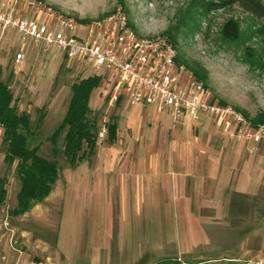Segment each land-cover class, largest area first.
I'll use <instances>...</instances> for the list:
<instances>
[{
    "label": "rangeland",
    "instance_id": "374dc122",
    "mask_svg": "<svg viewBox=\"0 0 264 264\" xmlns=\"http://www.w3.org/2000/svg\"><path fill=\"white\" fill-rule=\"evenodd\" d=\"M42 1L81 20L122 9L137 32L164 36L170 25L186 19L193 0ZM190 24L192 28L181 27L176 35L177 51L206 69L210 98L264 118V67L251 63L252 53L264 59V18H251L233 6L195 17ZM18 43L14 31L0 37L2 79L9 78L18 111L30 115L32 143L40 144L41 155L56 158L60 171L50 197L24 217H13L9 210L15 205L19 180L13 167L3 162L0 128V176L7 179V197L0 204V223L7 222L0 233L1 249L11 238L4 226H11L13 252L29 264H161L170 258L179 264H264V138L247 141L234 136L213 116H186L174 122L168 111H119L107 106L100 84L89 97L90 116L98 127L96 150L119 154L122 160L128 153H159L164 191H154L153 178L146 177L145 195L140 193L131 212L133 230L119 232L111 248L110 205L102 186L86 185L82 179L73 182L65 196L57 243L62 201L75 170L61 152L63 133L56 156L48 138L64 116L71 84L94 71L101 75L104 69L95 68L92 60L42 54L31 45H26L25 59L16 63ZM246 46L251 48L248 52ZM115 119L119 137L111 144L107 126ZM94 164L92 157L87 167ZM21 231L26 233L22 236ZM145 246L141 258L127 257ZM124 247L126 261L115 262Z\"/></svg>",
    "mask_w": 264,
    "mask_h": 264
},
{
    "label": "built area",
    "instance_id": "2783aa9c",
    "mask_svg": "<svg viewBox=\"0 0 264 264\" xmlns=\"http://www.w3.org/2000/svg\"><path fill=\"white\" fill-rule=\"evenodd\" d=\"M14 31L19 39L14 61L22 62L26 45L68 59L92 60L104 73L100 85L108 106L121 100L168 111L172 120L213 116L225 131L247 141L264 138V123L253 124L241 111L221 105L207 87L177 60V49L165 36L142 34L118 9L81 20L42 0H0V37Z\"/></svg>",
    "mask_w": 264,
    "mask_h": 264
},
{
    "label": "trees",
    "instance_id": "16d2710c",
    "mask_svg": "<svg viewBox=\"0 0 264 264\" xmlns=\"http://www.w3.org/2000/svg\"><path fill=\"white\" fill-rule=\"evenodd\" d=\"M233 6H237L251 18H264V2L262 0H193L192 7L194 9L191 11V7L188 10L186 19L179 21L178 24L170 25L164 31L166 35L164 36L177 49L176 35L181 27L190 29L193 27L190 23L195 20V17L207 16L211 11ZM129 23L133 27L130 21ZM244 48L247 52L251 49L247 46ZM251 55L253 57L251 59L252 64L255 63L264 67V59L260 53H252ZM177 60L192 70L195 78L201 81L204 87H207L208 72L203 66L198 63H189L181 58L178 51ZM8 79H2V67L0 66L1 146L6 168L13 167L19 180V188L15 194V205L9 210L11 215L16 216L28 211L34 204L43 201L50 194L59 177L60 166L56 158L49 159L40 154V144L32 143L34 131L31 128L30 115L26 111L19 112L13 103L14 96ZM100 81V76L89 75L71 84V94L64 116L48 138L52 143V152L56 156L58 139L63 133L61 152L71 166L88 158L96 150L98 127L95 119L90 116L89 97L92 90L100 84ZM218 102L221 105H227L221 100ZM235 108L241 111L253 124L264 123V118L251 117L245 111ZM40 120L38 118V121ZM107 128V138L112 141L116 135V123L114 121L109 122ZM6 185V177L0 176V203H4L6 200ZM161 264H179V262L170 258L162 260Z\"/></svg>",
    "mask_w": 264,
    "mask_h": 264
},
{
    "label": "crops",
    "instance_id": "0c3cea01",
    "mask_svg": "<svg viewBox=\"0 0 264 264\" xmlns=\"http://www.w3.org/2000/svg\"><path fill=\"white\" fill-rule=\"evenodd\" d=\"M109 107H113L115 109H118L119 111H121L120 110L121 108H126L128 111L130 110V112L132 111L138 112L141 109H143L145 110L146 115H151V112L155 110L154 108L145 105L132 106L126 100H121L115 105ZM185 117L186 116H184L181 120H183ZM114 122L116 123V135L112 141L108 140V142H111V144H113L119 137V131H118L119 125L116 119L114 120ZM107 133H108V128H107ZM111 155L112 153L108 151L104 152V150L97 149L91 156H89L90 158L92 157L95 158V164H96V165L94 164L95 167H90V169L87 167L88 164L90 163L89 157L82 159L81 161H78L73 166L69 165L70 170H75L74 171L75 173L73 174L71 181H69V183L67 184V188L65 189V195L62 201L61 214H60L59 225L57 230V243L60 237L59 233H60L61 218L63 213L62 208L65 204L64 203L65 196L67 194L69 186L73 182L78 183V181L82 179L87 183L86 185L92 186L93 184H95V182H98L102 186L103 192L105 193L106 201L108 202V205H110V208L107 207V211H108V215H111V218L109 216L110 233H108V240H109L108 245L111 248H113V244L116 242L119 232L126 231L127 229H129L130 231L133 230V217L131 212H132V208L135 205V202L140 197V193L142 192V194L145 195L146 186H147L146 177L153 178L154 191H159V194L160 192L164 191V189H162V187L160 186V184H162V177L164 174H162L163 171V169L161 168L162 158L159 153L152 154L151 156H144L138 153L135 156H133V154L128 153L123 160L121 159L119 154H114L113 156ZM103 169H105V172L103 171ZM51 192L46 198L50 197ZM41 202L34 204L29 210L34 211L35 209L38 208V205H41L40 204ZM116 206L119 207L118 210L119 212L115 211ZM28 211L20 215H16V216L12 215V216L15 218L19 216L24 217V215H27ZM3 223H0V233L4 229L3 225H5V223L7 222H3ZM4 227L6 230H8V232H10L12 238V236H14L15 233L14 230L15 227L14 228L11 226L8 227L4 226ZM24 232L25 231H21L22 236L24 235ZM11 238L9 240L10 244L6 245V247L3 249L0 248V264H8L7 262H9L10 264H29L27 263L26 258H23L22 255L20 256L17 252H13L14 247L12 246ZM145 251H146V246L144 251H139L135 255L127 256V251L124 247L123 252L121 254L119 253L117 254L119 256L115 258V262L116 260L117 262L126 261L125 259L126 256L127 257L134 256L141 258V255H144ZM153 253L156 252L153 251Z\"/></svg>",
    "mask_w": 264,
    "mask_h": 264
}]
</instances>
